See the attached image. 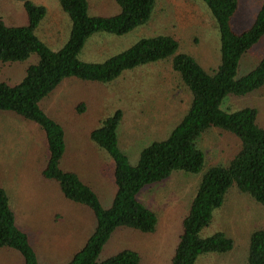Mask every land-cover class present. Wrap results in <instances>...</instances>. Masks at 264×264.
<instances>
[{"label": "rangeland", "instance_id": "obj_1", "mask_svg": "<svg viewBox=\"0 0 264 264\" xmlns=\"http://www.w3.org/2000/svg\"><path fill=\"white\" fill-rule=\"evenodd\" d=\"M48 9L38 36L51 49L63 47L69 37V18L57 0H33ZM91 16L109 17L120 12L116 0H88ZM263 0H239L231 24L235 32L249 29ZM152 20L131 34L116 37L96 34L91 37L79 59L101 63L129 49L144 37L172 35L182 52L192 55L204 69L214 73L220 65V43L216 24L204 6L194 0H158ZM0 18L8 26L28 23L23 3L0 0ZM264 57V38L245 54L237 79L252 71ZM35 54L24 62L0 64V81L20 84L27 69L37 64ZM188 90L172 71L171 65L158 64L126 71L108 84L65 80L41 108L60 123L66 133V152L61 166L75 172L98 195L105 209L114 201L117 186L115 164L108 153L91 140L92 131L101 121L122 110L119 144L132 165H137L143 149L156 140L167 138L190 107ZM84 102L86 110L77 112ZM254 108L264 127V86L245 96H228L223 109L233 112ZM240 141L231 134L208 130L199 140L205 155V168L199 174L175 172L168 180L145 188L140 200L157 214L155 233L141 234L117 229L105 245L100 260L125 249L141 255V264H171L182 221L187 215L204 174L213 166L228 165L240 150ZM48 160L46 137L41 128L12 113L0 112V187L5 189L17 224L29 237L38 259L45 264H66L85 245L95 230L96 219L86 207L63 198L56 182L42 176ZM264 229V206L250 196L230 189L224 205L215 211L205 236L223 232L234 241L229 254L209 255L198 264H248L250 235ZM0 264H24L20 253L0 250Z\"/></svg>", "mask_w": 264, "mask_h": 264}, {"label": "trees", "instance_id": "obj_2", "mask_svg": "<svg viewBox=\"0 0 264 264\" xmlns=\"http://www.w3.org/2000/svg\"><path fill=\"white\" fill-rule=\"evenodd\" d=\"M23 3L28 23L8 26L0 18V64L24 62L32 55L39 61L27 69L24 80L10 86L0 81V112L12 113L38 125L46 137L48 160L42 176L56 182L67 201L86 207L96 227L86 245L66 264H141L140 253L125 249L105 260L100 255L117 229L141 234L156 231L157 214L139 198L141 192L168 180L175 172L199 174L205 168V155L199 148L200 138L211 129L231 134L240 141V150L228 165L213 166L204 174L190 209L182 221L171 264H198L209 255L229 254L234 241L223 232L205 236L231 188L250 196L264 206V127L258 122L254 108L238 111L223 109L228 96H245L264 86V57L247 75L237 79L239 63L254 45L264 38V0L253 25L237 33L232 20L239 0H194L200 2L213 18L219 33L220 65L208 72L190 54L180 49L172 35L144 37L129 49L101 63L83 62L79 55L87 41L96 34L124 37L150 23L158 0H116V15L91 16L88 0H57L70 21L68 41L57 51L38 36L48 9L32 0ZM177 74L191 97L190 107L170 135L156 140L142 150L137 165H132L119 144L122 110L101 121L90 140L109 154L115 164L117 192L112 206L105 209L93 189L73 171L61 166L66 152L64 127L42 108L48 98L65 80L108 84L117 81L126 71L167 64ZM1 72V68H0ZM86 110L84 102L77 112ZM0 250L16 251L24 264L41 263L28 235L19 228L10 198L0 187ZM248 264H264V229L250 235Z\"/></svg>", "mask_w": 264, "mask_h": 264}, {"label": "crops", "instance_id": "obj_3", "mask_svg": "<svg viewBox=\"0 0 264 264\" xmlns=\"http://www.w3.org/2000/svg\"><path fill=\"white\" fill-rule=\"evenodd\" d=\"M33 1V0H32ZM34 2V1H33ZM70 25V24H69Z\"/></svg>", "mask_w": 264, "mask_h": 264}]
</instances>
